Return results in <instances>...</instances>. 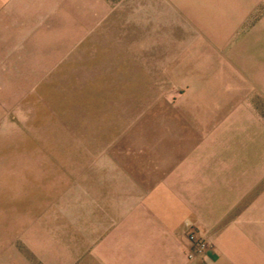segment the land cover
Wrapping results in <instances>:
<instances>
[{"label":"crops","instance_id":"1","mask_svg":"<svg viewBox=\"0 0 264 264\" xmlns=\"http://www.w3.org/2000/svg\"><path fill=\"white\" fill-rule=\"evenodd\" d=\"M37 12H86L91 27L140 13L191 64L172 74L174 101L72 180L0 191V264H264V0H0V43ZM192 225L202 259L187 256Z\"/></svg>","mask_w":264,"mask_h":264},{"label":"rangeland","instance_id":"2","mask_svg":"<svg viewBox=\"0 0 264 264\" xmlns=\"http://www.w3.org/2000/svg\"><path fill=\"white\" fill-rule=\"evenodd\" d=\"M91 19L86 12L18 13L17 28L2 36L0 191L72 180L75 166L183 88L184 77L172 74L191 61L169 29L144 27L137 12L127 19L113 13L100 27Z\"/></svg>","mask_w":264,"mask_h":264},{"label":"built area","instance_id":"3","mask_svg":"<svg viewBox=\"0 0 264 264\" xmlns=\"http://www.w3.org/2000/svg\"><path fill=\"white\" fill-rule=\"evenodd\" d=\"M187 237L190 242L188 258L202 259L203 256L211 249L210 242L202 235L195 225L188 228Z\"/></svg>","mask_w":264,"mask_h":264}]
</instances>
